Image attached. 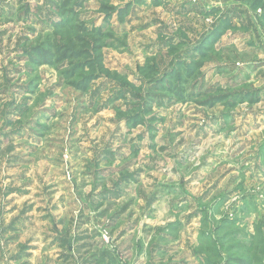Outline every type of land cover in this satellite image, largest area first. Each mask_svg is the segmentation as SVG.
Returning <instances> with one entry per match:
<instances>
[{
    "label": "rangeland",
    "instance_id": "1",
    "mask_svg": "<svg viewBox=\"0 0 264 264\" xmlns=\"http://www.w3.org/2000/svg\"><path fill=\"white\" fill-rule=\"evenodd\" d=\"M67 1L0 0V205L36 223L0 264L40 232L39 264L62 239L76 264H264V0H81L54 31ZM46 42L88 53L31 62Z\"/></svg>",
    "mask_w": 264,
    "mask_h": 264
},
{
    "label": "trees",
    "instance_id": "2",
    "mask_svg": "<svg viewBox=\"0 0 264 264\" xmlns=\"http://www.w3.org/2000/svg\"><path fill=\"white\" fill-rule=\"evenodd\" d=\"M68 1H70V3L73 2L72 6L70 5L71 6L70 10H68V11L65 10L69 14V16L63 14V12L60 13V14L58 12L59 16L62 17V18L60 19L59 23L55 24L54 31L62 29V28H64V26L68 25L71 22L70 20L73 18V16H74V18H76V10L77 9H75V8L76 7H78V8L80 7V5L77 6V2L81 1V0H68ZM67 2H65L63 5L67 4ZM56 9H57V6H56ZM100 9L105 13V17H107V18H110V13H108V12L114 11L113 6L109 7V6L105 5V6H102ZM70 13H71V15H70ZM75 27L78 30V32L86 33L88 35H93L94 38H93V40H91L93 43H96V40H97L96 37H102L103 36V34H102L100 29H98V28L95 29L92 26H90L92 28L87 27V25L84 24L81 21ZM226 27L227 26H222V27L218 26L210 34L206 35V37L211 38L212 39L211 43H214L215 40L219 37V35L222 33V31ZM55 34H57V33H55ZM206 37H205V39H206ZM77 40H78V42L79 41H81L83 43L86 42L85 37H82V36H80V37L77 36ZM45 46L46 47L44 48L43 53H41V51H39L37 49H33V50H30V51L26 50L25 53L28 54V56L30 54L32 55L33 52L37 53V57H38V60L36 59L37 62L43 61V62H45L48 65L52 64V62L53 63H60L61 60H65V58H67L68 56H70L74 60H78V59L81 58V56L86 57L87 55H85V54L88 53L85 49H83L81 51H77V52H73L72 51L69 54H67L65 52V53H63V55L62 54L59 55V53L57 54L58 46L55 45L54 43L46 42ZM51 49L54 50L55 52L51 51ZM28 52H31V53H28ZM31 55L29 56V60L31 62H33V60L35 59L36 56L35 57H31ZM69 65H70V70H66L65 72L61 73V75H62V77L66 78L65 79L66 81L69 78L73 79V78H77L78 77V79H76L75 82L74 81H70L69 82L70 85L76 90H82L83 88H85L84 86H86L89 81H94V80H96L98 78V76L94 77L93 75H88V74L85 73L86 72L85 70L87 69V67H89L88 65H90V63L86 64V63H79L77 61H73ZM89 68H92V67H89Z\"/></svg>",
    "mask_w": 264,
    "mask_h": 264
},
{
    "label": "crops",
    "instance_id": "3",
    "mask_svg": "<svg viewBox=\"0 0 264 264\" xmlns=\"http://www.w3.org/2000/svg\"><path fill=\"white\" fill-rule=\"evenodd\" d=\"M167 2H169V3L177 2L178 4L184 3L185 6H187L191 2L193 8H194V5H196L195 3L192 2V0H167ZM18 109H20V106L18 107ZM6 119H7V117H6ZM6 119H4L5 125L7 124L6 122L8 121V119L7 120ZM5 125L0 128V143H1L2 138L9 137L7 134L3 135V131L6 127ZM10 187H12V186H10ZM15 192H16L15 189L7 188L6 192L4 193V198H7L8 196H12ZM10 203L15 204L14 201H12V202L8 201L7 203H3L0 205L1 206V212H2L0 214V241L2 239H5V238L7 241L9 238L13 239V238H11V236L14 233L18 234V237L15 236L14 239L18 240V239H20L19 234L24 232V230L28 224H29L28 227H33L36 224L35 223L33 225L31 217H28V216H30V212L29 213L24 212L23 215L21 213L18 214L17 209H19V208H16L18 206H16V207L13 206L14 207L13 211L9 210L8 204H10ZM4 210L6 213H4ZM13 225H15V228L20 227V229H18V231H16V232H14L12 230H8L11 227H13ZM15 230H17V229H15ZM40 233L39 234L36 233V235L34 237H33L34 234L31 235L30 238L33 237V240H34L33 244H31V247H29L27 245H18L19 246L18 251L15 254V256L13 257L14 260H16L17 262H22L21 264H39V262L41 260L42 253H45L46 252L45 250H48L50 252L49 248H42L43 246H40L42 244L39 240L41 239V237H43L42 232H40ZM68 242L69 241H66L65 239L58 241L60 251L64 252L63 254H61V263L60 264H76L73 262V256L67 254V252H69V253L73 252L70 250L71 247H69ZM65 243L68 244V248L64 247ZM35 245L40 246V247H36ZM34 257H36L35 263H33ZM31 258H33L32 261H31ZM42 260H43V262L41 261V263L43 264V263H45V260H49V259L43 258ZM81 264H94V261L88 260L85 262H81ZM97 264H100V263H97Z\"/></svg>",
    "mask_w": 264,
    "mask_h": 264
},
{
    "label": "built area",
    "instance_id": "4",
    "mask_svg": "<svg viewBox=\"0 0 264 264\" xmlns=\"http://www.w3.org/2000/svg\"><path fill=\"white\" fill-rule=\"evenodd\" d=\"M201 1L205 5L206 3H208V1H221V0H201ZM192 2L196 4V0H192Z\"/></svg>",
    "mask_w": 264,
    "mask_h": 264
}]
</instances>
